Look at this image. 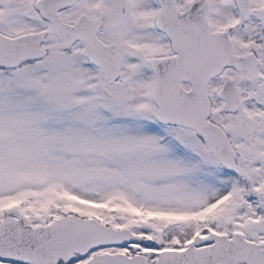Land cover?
Returning <instances> with one entry per match:
<instances>
[{"label": "snow or ice", "instance_id": "snow-or-ice-1", "mask_svg": "<svg viewBox=\"0 0 264 264\" xmlns=\"http://www.w3.org/2000/svg\"><path fill=\"white\" fill-rule=\"evenodd\" d=\"M0 264H264V0H0Z\"/></svg>", "mask_w": 264, "mask_h": 264}]
</instances>
